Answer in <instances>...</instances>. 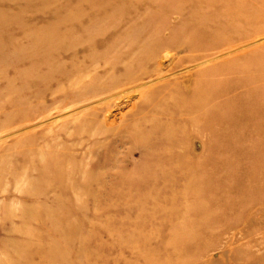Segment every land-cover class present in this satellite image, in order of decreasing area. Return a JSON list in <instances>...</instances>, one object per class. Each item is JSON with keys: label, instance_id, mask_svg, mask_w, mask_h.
<instances>
[{"label": "rangeland", "instance_id": "374dc122", "mask_svg": "<svg viewBox=\"0 0 264 264\" xmlns=\"http://www.w3.org/2000/svg\"><path fill=\"white\" fill-rule=\"evenodd\" d=\"M215 21L264 63V0H0V264H264V73L209 128L190 98L225 56L177 53ZM181 60L188 92L153 75Z\"/></svg>", "mask_w": 264, "mask_h": 264}, {"label": "bare ground", "instance_id": "6f19581e", "mask_svg": "<svg viewBox=\"0 0 264 264\" xmlns=\"http://www.w3.org/2000/svg\"><path fill=\"white\" fill-rule=\"evenodd\" d=\"M217 24L219 25L214 31H216L217 34L218 32L221 33V34H218L219 35L217 36L218 38H213V37L212 38L211 37L202 38V37L191 35V36H188L187 39L185 38V40L183 41L179 40V42L183 44L182 45L180 44V46H178L179 50L177 51V53L178 52L180 53L183 51L191 52L190 57L188 58V61L198 62L199 64L206 63L216 58L225 56L223 60H225L226 62L219 61L217 63H214L211 68L204 70L202 74L204 78V76H207V74L209 76V73H210L211 74L210 77H213L212 79L213 84L211 87H216V88L211 91L208 90V93L204 94L202 88L197 84L196 90L194 89V94L190 98L193 103L194 101H197V103L199 104L198 106L193 105L194 109L200 108L201 111L204 109V113L206 116H204L203 118H209L208 119L209 128L214 126L218 118H239L237 115L240 112L238 108H239V103L241 100L240 94L243 91V88H247L251 84H254L255 81L263 82L262 81L263 77H261V75L258 74L257 72L256 73L252 72V70L254 71L256 70L258 72L260 71V73H264V63L259 64L257 62L255 63L252 62L248 64V66H245V64H240L239 62L235 63V61L237 60L236 58L239 57L241 53H244V51H239V50L243 49V47L253 43L254 41H250L249 39L244 42L236 43L237 41L236 34H239L240 36H242L243 35L242 32L239 31L238 29H234L230 31L227 28L223 27L221 23L217 22ZM210 29L213 30L214 28L212 27ZM229 55L232 58L233 57H236V58H233L232 60L227 61L228 59H230ZM182 61L183 60H181V62L177 63L176 65H174V67H172L170 70H167V71H163L164 69L161 68V64L157 65L155 70H153L154 72L153 75L155 76V79H160V78L171 76L173 80H175L178 84H181V88L183 91L188 92L190 90V86H185V84L187 85L189 81L191 80V72L189 71L185 75L186 79H184L183 81H181L182 75H179V74L176 75V73H179L180 71L178 69L179 67H182L181 69H184L187 67L185 63H183ZM245 67H247L246 68L247 70L245 69ZM249 70H251V72ZM122 78H119L118 80L114 81L112 85L111 84L110 85L98 84L100 89H101V86L103 88L101 90L95 89L92 95L87 96L85 98V101L89 104H92L95 102H101L103 99L107 98V95H106L107 93L114 94V95L120 94L126 91L127 89H129V87H127L129 85L136 84L138 86L139 84H142V80L144 77H141L139 75H136V76L126 75L125 77H122ZM257 86L259 88L262 87L264 89V83H261L260 85H257ZM250 89L251 88H248L247 91ZM251 92H254V91L252 90ZM213 97H215V100H218L220 103L215 105V107H213L212 109L210 100H212ZM194 109H192L191 112H194ZM259 109H262V107H260ZM250 113H251L252 118H258L257 111L252 110L248 114ZM261 113L263 114L264 112L261 111ZM30 116H34V112L30 113V115L29 114L26 116L24 115L23 117L30 118ZM193 118H197V117L193 116ZM198 118H201V117H198ZM10 121L15 122L16 118H12ZM13 127L14 126L12 125L11 128ZM9 129L10 127L4 130H9ZM14 131H16V129L13 130V132ZM166 138L168 139V137ZM191 142H193L192 145H195L194 147H196L197 145L200 147L199 144L201 141L198 142L196 140H193ZM191 142L189 143L190 146H191ZM201 145L203 144L201 143ZM198 146L196 148H199ZM211 188H212L213 194L214 192H216L217 194V191L221 190L220 185H217V184L214 186L211 183ZM209 192L211 194V189H209ZM212 197L213 195H211V198ZM203 200L204 199H202L200 195L198 196L197 203L199 204V208H200L199 210L205 211L208 209L205 204H202ZM7 255H9L10 257H8L6 261H9L10 263H5V264H16V260L12 258L10 254H7ZM206 264H212V263H210L209 261Z\"/></svg>", "mask_w": 264, "mask_h": 264}]
</instances>
